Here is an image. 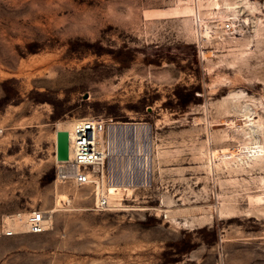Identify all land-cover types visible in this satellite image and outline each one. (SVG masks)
Returning <instances> with one entry per match:
<instances>
[{
	"label": "rangeland",
	"instance_id": "obj_1",
	"mask_svg": "<svg viewBox=\"0 0 264 264\" xmlns=\"http://www.w3.org/2000/svg\"><path fill=\"white\" fill-rule=\"evenodd\" d=\"M215 1L238 31L202 57L190 0H0V264H264V0ZM83 116L148 127L121 208L55 180ZM32 209L45 230L10 220Z\"/></svg>",
	"mask_w": 264,
	"mask_h": 264
},
{
	"label": "built area",
	"instance_id": "obj_2",
	"mask_svg": "<svg viewBox=\"0 0 264 264\" xmlns=\"http://www.w3.org/2000/svg\"><path fill=\"white\" fill-rule=\"evenodd\" d=\"M206 0H190L195 46L203 57L215 37H230L238 31L236 15L220 16L201 7ZM118 121L103 117L76 118L68 131V155L55 164V180L75 186L91 187L97 210L123 207L128 189L145 186L151 180L152 152L146 131L110 127ZM122 122V121H121ZM69 151L71 153L69 154ZM45 211L32 209L24 216L26 230L40 232L47 228ZM19 218L20 212L15 213ZM6 233L12 229L6 225Z\"/></svg>",
	"mask_w": 264,
	"mask_h": 264
},
{
	"label": "bare ground",
	"instance_id": "obj_3",
	"mask_svg": "<svg viewBox=\"0 0 264 264\" xmlns=\"http://www.w3.org/2000/svg\"><path fill=\"white\" fill-rule=\"evenodd\" d=\"M213 2H214V0H213ZM216 6H218V7H220V3H219V0H216L215 1V3H214ZM235 4V3H234ZM229 5V4H228ZM238 6H230V8L231 9H235V8H237ZM221 8V7H220ZM229 8V9H230ZM236 10V9H235ZM211 12H215V11H213V9H211L210 10ZM232 11H234V10H232ZM236 12V11H235ZM215 13H217V12H215ZM257 121V120H256ZM255 122V121H254ZM257 123V122H256ZM258 124V127L259 126H261V124L262 123H260V122H258L257 123ZM256 125V124H255ZM110 127H116V128H120V129H124V130H129V131H131V130H138V131H146V125L145 124H138V123H126V122H116V123H113V124H111L110 125ZM257 127V128H258ZM71 128H72V125H70L69 126V128L67 129V131H69V130H71ZM255 130V129H254ZM256 131V130H255ZM252 132V131H251ZM251 136H253V135H251ZM250 136V137H251ZM253 138V137H252ZM253 140V139H252ZM258 141H256V143H257ZM147 144H149V142L147 143ZM253 144V143H252ZM150 145V144H149ZM247 158L248 157H250V159L254 162V161H259V160H262V159H264V146L262 147V146H250L249 145V147L247 146ZM71 153V151H69V154ZM244 155H246V154H244ZM242 159V158H241ZM256 163V162H255ZM54 210H56V209H54ZM53 211V209L52 210H50V211H48V212H46L45 213V217H49V215H50V212H52ZM13 219H10V220H15V219H18L19 221H24V223H25V226H26V222H25V218L24 217H22V214H20V216H19V218H17V217H14V216H11ZM12 229V228H11ZM12 231H14L13 229H12Z\"/></svg>",
	"mask_w": 264,
	"mask_h": 264
},
{
	"label": "water",
	"instance_id": "obj_4",
	"mask_svg": "<svg viewBox=\"0 0 264 264\" xmlns=\"http://www.w3.org/2000/svg\"><path fill=\"white\" fill-rule=\"evenodd\" d=\"M56 155L58 159L66 158L68 155V133L64 129L56 132Z\"/></svg>",
	"mask_w": 264,
	"mask_h": 264
}]
</instances>
